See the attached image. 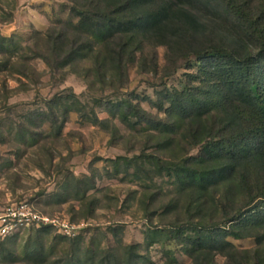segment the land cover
<instances>
[{"label": "rangeland", "instance_id": "1", "mask_svg": "<svg viewBox=\"0 0 264 264\" xmlns=\"http://www.w3.org/2000/svg\"><path fill=\"white\" fill-rule=\"evenodd\" d=\"M0 6L14 14L12 20L0 21L1 33L12 36L16 45L24 48L18 53L30 56L26 62L30 66L28 75L17 73L25 62L21 54L13 59L15 69L0 71V202L28 199L45 214L81 224L76 231L84 230L79 247L83 257L87 252L105 255L109 251L124 256L128 245L138 244L139 252L149 257L147 262L175 264L176 258L179 263L192 264L179 239L173 238L175 230L228 225L227 220L236 211L246 210L248 197L237 185L239 175L235 181L199 191L183 187L169 165L149 166V172L138 176L135 167L126 171L125 160L117 162L118 158L156 155L177 164L197 156L201 147L190 143L186 130L170 140L144 127H129L122 120L125 110L117 104L131 101L153 115L165 117L154 105L160 92L183 90L197 66L187 68L186 61L169 74L173 67L166 58L168 46L148 42H143L135 60L133 48H129L120 64L113 59L115 52L110 54L121 47L118 40L103 53L108 59L102 67L97 63L96 49L91 56L57 69L44 58L33 57L32 50L48 55L52 39L63 34L78 39L71 26L79 20L73 12L76 2L0 0ZM213 41L211 34L204 33L194 42L209 45ZM155 56L158 68L149 70ZM4 61L0 54V63ZM64 91L74 92L90 113L96 111L110 127L84 123L76 111L66 117L59 108L51 109L48 101ZM248 166L254 167L255 162L251 160ZM262 185L264 182L259 187ZM68 193V199L59 202L62 194ZM37 228H27L7 239L0 251L5 257L11 253L13 257L5 260L0 253V264H37L26 257L27 250L34 248L43 251L42 264H63L67 256H72L73 242L68 236L52 227L45 231ZM159 228L162 232L157 234ZM252 232L255 236L230 237L233 246L218 253L215 263L264 264V238L262 242L256 238L263 230ZM149 233L154 238L151 245L146 241Z\"/></svg>", "mask_w": 264, "mask_h": 264}, {"label": "trees", "instance_id": "2", "mask_svg": "<svg viewBox=\"0 0 264 264\" xmlns=\"http://www.w3.org/2000/svg\"><path fill=\"white\" fill-rule=\"evenodd\" d=\"M74 1L73 12L79 20L71 26L78 39L63 34L49 41L52 46L48 55L41 50H32L33 57H42L50 66L63 69L79 58L91 56L97 49V63L102 67L108 59V54L103 53H108L112 44L120 40L121 47L110 53L115 52L113 59L117 58L120 64L129 48H133L131 53L135 60L137 52L143 49V42H148L152 46H168L166 58L173 67L169 74L176 72L186 61L187 68L197 66V70L189 74L183 90L160 92L154 105L165 113V117L153 115L131 101L117 104L125 110L122 120L129 127H144L170 140L179 138L186 130L185 137H189L190 143L201 147L197 156L185 159L183 164L156 155L118 158L117 162L125 160L126 171L135 167L134 174L138 176L149 172V166L169 165L168 169H174L183 187L199 191L235 181L237 177H234L239 175L237 185L248 197L246 210L236 211L227 220L228 225L206 229L183 226L175 230L173 238L179 239L192 264H216V255L233 246L230 237H252L255 236L252 231L263 230L256 236L258 242H262L264 185L259 187V184L264 182V0H255L256 3L252 0ZM0 9V21L12 20L13 11L2 6ZM204 33L211 34L215 41L209 45L194 42ZM19 49L24 50L16 45L12 36L0 31V54L5 59L4 64L0 63V71L9 67L15 69L13 59L21 54ZM20 58L25 62L17 73L28 75L30 66L26 62L30 56L23 53ZM125 64L120 65L122 70ZM150 65L149 70H157L156 56ZM48 104L51 109L62 110L66 117L76 111L84 123L110 127L109 121L100 119L94 110L90 113L88 105L72 91L57 93ZM210 119H213L212 125ZM251 160L255 162L254 167L248 166ZM62 195L59 202L70 196L69 193ZM48 227L37 230H49ZM156 230L157 234L162 232L160 228ZM83 232L68 236L73 242L69 252L72 256H67L63 264H153L147 262L150 261L147 254L139 252L138 244L128 245L124 256L109 251L105 255L94 252L88 255L90 252H87L83 257L79 252ZM149 234L146 241L151 245L154 238ZM18 235L0 241V246ZM2 251L0 253L4 255ZM42 253V250L29 249L26 257L42 264L45 262ZM6 257L4 255L5 260L12 258L13 254ZM174 263L185 264L176 258Z\"/></svg>", "mask_w": 264, "mask_h": 264}, {"label": "built area", "instance_id": "3", "mask_svg": "<svg viewBox=\"0 0 264 264\" xmlns=\"http://www.w3.org/2000/svg\"><path fill=\"white\" fill-rule=\"evenodd\" d=\"M42 226L52 227L66 236H76L80 233L76 230L81 224L58 215L45 214L28 199L0 202V241L22 233L27 228Z\"/></svg>", "mask_w": 264, "mask_h": 264}]
</instances>
